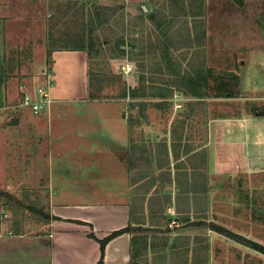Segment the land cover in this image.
Here are the masks:
<instances>
[{
  "label": "rangeland",
  "instance_id": "374dc122",
  "mask_svg": "<svg viewBox=\"0 0 264 264\" xmlns=\"http://www.w3.org/2000/svg\"><path fill=\"white\" fill-rule=\"evenodd\" d=\"M203 3L201 18L194 16L197 0H9L2 5L1 231L13 219L28 235L44 229L34 209L49 208L51 130L70 116L113 109L134 122L132 129L153 125L164 132L171 124L176 134L186 130L193 147L204 141L211 118L264 117V0ZM155 11L164 14L165 24ZM199 24L201 46L174 48L169 34L177 32L181 43ZM58 53L74 58L68 76L77 95L84 93L80 67L85 63L88 94L58 100L49 117L13 108L20 86L41 81L45 69L55 80L62 69L54 66ZM226 92L231 97H224ZM255 108L257 115L251 114ZM232 179H223L219 219L233 233L264 246V175ZM211 264H264V256L224 237Z\"/></svg>",
  "mask_w": 264,
  "mask_h": 264
},
{
  "label": "crops",
  "instance_id": "0c3cea01",
  "mask_svg": "<svg viewBox=\"0 0 264 264\" xmlns=\"http://www.w3.org/2000/svg\"><path fill=\"white\" fill-rule=\"evenodd\" d=\"M73 59L58 53L57 100L88 94L84 62V93L76 94L68 76ZM109 111L70 116L51 130L46 234L0 230V264L213 262L224 236L209 225L225 227L216 204L224 199L223 179L264 175V117L211 118L193 147L186 130L176 134L170 123L164 132L132 129L133 121ZM126 228L101 255L99 242Z\"/></svg>",
  "mask_w": 264,
  "mask_h": 264
},
{
  "label": "trees",
  "instance_id": "16d2710c",
  "mask_svg": "<svg viewBox=\"0 0 264 264\" xmlns=\"http://www.w3.org/2000/svg\"><path fill=\"white\" fill-rule=\"evenodd\" d=\"M198 1V6H197V11L195 13V17H199L201 18L202 17V13H203V0H197ZM170 2H176V0H170ZM105 9L104 10H109V7H104ZM83 10H84V7H80L79 11H81V17H84V13H83ZM156 14H159L161 16V20H160V25H163L165 24V20H166V17L164 16V14L162 13H158L157 11L154 12V15L156 16ZM99 19V18H98ZM95 19H93L92 17H90V25L92 27V25L94 24V21ZM149 21L152 25L155 24L154 22V18L150 17L149 18ZM99 25H102V22L100 21L99 19V22H98ZM165 26H167V30L169 31L171 29V26H168L167 24L164 25L163 28H165ZM171 36V39H172V44H176L174 46V48L176 49H180V48H185V47H192L194 44L198 45V46H201L202 43H203V39H204V32H203V28H202V24H199L197 26H195L192 31L190 33H187L185 35V40L182 41L181 43H177L178 41V33L177 32H173L171 34H169ZM174 37L176 38L175 42L173 41L174 40ZM179 42V41H178ZM224 97H231V93L229 92H226ZM262 109V108H261ZM260 111L259 108H255L252 110V113L251 114H255L257 115L258 112ZM263 116V115H261ZM35 212L39 213V215L42 217L43 221H44V229L43 230H40V232L36 233V234H31V235H35V236H40V235H44L46 234L45 232L47 231L46 229V226L49 224V221H50V214L49 212H42V211H38V210H35ZM20 220L19 219H13L12 221H10V224H9V228L8 230L6 231V233H11L12 235H28L26 233H22L20 231V226L22 224H20ZM210 228L223 235L224 237L228 238V239H231L233 241H235L236 243L240 244V245H243L245 247H248L260 254H262L264 256V246L257 243V242H254V241H251L249 239H247L246 237L244 236H241L239 234H236V233H233L232 231L226 229L225 227H222V226H218V225H215V224H210L209 225ZM129 231V228H126L124 230H121V231H118V232H115V233H112L110 236H108L107 238H105L104 240L100 241V249H101V255L103 254V249H104V246L105 244L111 240L112 238H114L115 236L123 233V232H128ZM92 237V236H91ZM97 264H102V259L97 263Z\"/></svg>",
  "mask_w": 264,
  "mask_h": 264
},
{
  "label": "built area",
  "instance_id": "2783aa9c",
  "mask_svg": "<svg viewBox=\"0 0 264 264\" xmlns=\"http://www.w3.org/2000/svg\"><path fill=\"white\" fill-rule=\"evenodd\" d=\"M42 80L31 87L20 86V98L13 108H21L43 117H49L57 99L52 96L55 80L51 69H45Z\"/></svg>",
  "mask_w": 264,
  "mask_h": 264
}]
</instances>
